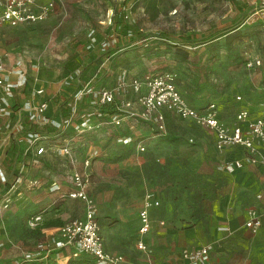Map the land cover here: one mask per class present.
Wrapping results in <instances>:
<instances>
[{"label":"rangeland","instance_id":"374dc122","mask_svg":"<svg viewBox=\"0 0 264 264\" xmlns=\"http://www.w3.org/2000/svg\"><path fill=\"white\" fill-rule=\"evenodd\" d=\"M99 36L102 42L118 41L106 64L124 68L127 83L166 72L175 79L180 71L188 89L198 86L204 94L219 93L226 99L229 92L241 93L248 80H264V0H66L45 20L0 26V53H7L9 62L19 61L29 76L51 83L52 95L65 62L82 55L87 59L83 50H91ZM249 58L260 63L249 67ZM15 94L9 96L10 104L24 97L23 90ZM72 94L64 95L71 99ZM221 113L228 117V112ZM197 126L173 122L175 129ZM129 137L122 142H132ZM180 143L195 140L184 138ZM136 153L130 150L125 159L99 164L90 186L106 249L122 255L123 264H180L181 251L188 246L257 239L250 231L235 230L222 232L215 240L219 236L212 226L222 218L213 208L217 200L197 182L202 169L196 156L180 159L165 151L154 157L157 161L144 162L135 158L140 154ZM147 196L158 204L149 208L150 229L141 235L136 214ZM140 239L144 250L137 247ZM242 245L214 249L210 256L214 259L205 264H248L260 256L264 260V253ZM36 255L29 253L31 259Z\"/></svg>","mask_w":264,"mask_h":264},{"label":"crops","instance_id":"0c3cea01","mask_svg":"<svg viewBox=\"0 0 264 264\" xmlns=\"http://www.w3.org/2000/svg\"><path fill=\"white\" fill-rule=\"evenodd\" d=\"M101 39L99 36L93 40L91 50H83L87 59H84L82 55L79 60H70V62L73 61L75 63L71 65L73 67L72 70L64 67L63 77L56 79L57 87L52 95H48V88L52 86L51 83L48 84L38 78V76H35L36 79L34 80V76L32 77L28 74V84L25 87L13 89L14 94L23 90L24 97L20 101L12 99L13 103L10 104L11 98L8 95L6 96L0 87V103L8 107L11 105L12 107L9 109L14 112L17 106L25 100L44 101L46 103V114L52 119L61 120L68 115L64 114L63 104L65 101L71 100L69 96L65 95L74 93L87 80H91L93 89L116 87L120 80H125L124 68H113L106 64L108 57H105V52L109 49L117 48L118 41L111 42L108 39L110 44L106 46L105 50H101V45L107 42V40L102 42ZM9 60V57L5 58V61ZM177 62L182 63L183 61L178 60ZM176 73L177 78L173 79V82L186 102L194 108H201L210 102L215 103L218 117L225 124L233 125L238 123L235 116L237 111L242 108L248 111L249 118L264 115V80L262 81L261 78L248 80L241 93L233 95V93L229 92V96L224 99L221 98L219 93L212 94L207 92L204 94L198 86L194 87L192 85L188 89L183 85L182 72L177 71ZM65 79L69 80L68 84H63ZM139 80L142 81L140 91H134L126 82V85L116 93V102H121L125 99L134 101L139 93L145 92L147 89L145 80ZM36 87H43V93L30 96L31 90ZM199 90L201 91L200 94ZM208 95L217 97L213 100ZM237 96L240 97L239 101H235ZM92 99V93L83 98L78 107L79 113L94 112L98 108L92 104ZM221 111L224 113L228 112V117L223 116ZM91 118L94 122L99 120L95 114ZM23 119L25 120V118L18 116L16 113L9 116L0 114V200L4 194L9 199L8 206L0 208V264H92V255L75 252L74 248L71 247L56 248L50 243L52 238L58 239L60 237L59 228L61 225L70 219L83 216L84 203L79 198L67 195L70 191L75 190V187L70 181L72 167L65 163L64 157L46 152L39 157V163L35 164L32 162L35 156L34 147L30 146L26 139V134L29 131L24 129L8 131L5 128V123L9 122L13 126L17 122H22ZM175 119L190 125L196 124L189 118H180L174 112L166 110L164 112L165 133H158L155 124L152 122L127 117L123 118V123L119 126L103 124L94 131H86L84 134L86 139L85 147L79 146V143H75L74 147L77 157L75 167L80 171L84 168L83 159L93 152L90 165L88 166L91 177L88 187L89 195L92 197L90 186L92 185L95 172H97L98 165L105 164L104 162L108 161L125 159L127 154L130 155V150L134 154L135 151L137 152L136 154L140 153L135 155V158L138 161L144 158V162H151L148 159L157 157V154H165V151L177 153V157L180 159L192 154L196 156L197 163H199L198 166L202 169L197 182L202 186L203 192H206L207 195H212L211 197L217 200L213 208L220 214L219 219L222 218L218 224H215L214 227L212 226L219 236L215 240L220 239L222 232L230 233L236 230V232L244 231L245 234L248 233L250 230L245 227L244 222L249 208H254L261 214V225L258 231L254 233L257 239L246 242L217 241L215 244L209 242L208 244L212 245L210 256L214 249L231 247V244L238 247H241L240 244H244L242 247L251 248L252 251L263 254L264 215L262 211L264 209V199L259 197V194L264 189L262 167L247 161V151L241 145H228L222 150H218L215 146V132L212 128L199 125L195 130L175 129L173 128ZM226 119H232L234 122L226 123ZM240 124L244 126L243 122ZM65 131V135L56 131L47 132V134L51 135L52 142L63 143L65 137L73 133L71 129ZM127 136L132 137V142L127 144L119 140V138ZM87 137L89 138L88 142ZM184 138L190 141L194 139L195 144H181L180 141ZM111 139L116 142H109ZM138 143L144 145V150H138ZM13 146L14 150H17L15 159L12 157ZM257 148L259 154L264 155V143L257 142ZM182 154L184 155L182 156ZM154 160L157 161L155 158ZM236 160L241 161L242 166L230 170L228 165L233 164ZM110 164L106 163V166L109 167ZM17 175L20 176V183L10 188ZM223 175L226 176L224 177ZM32 180H36L37 184L29 185ZM55 184L59 187L53 188ZM107 194H111V192L108 191ZM139 203L140 206L136 214L138 226L140 222L138 212L143 205L142 201ZM206 211L210 213V211ZM34 214H40L41 220L37 226L32 228L28 225L27 219ZM96 216L98 218L97 210ZM31 252H36L37 258L31 259L29 256ZM260 257L259 259L255 258L256 261L248 264H264V260ZM211 259L214 258L209 257L206 263L211 262Z\"/></svg>","mask_w":264,"mask_h":264},{"label":"built area","instance_id":"2783aa9c","mask_svg":"<svg viewBox=\"0 0 264 264\" xmlns=\"http://www.w3.org/2000/svg\"><path fill=\"white\" fill-rule=\"evenodd\" d=\"M66 0H1L0 1V26L3 24L19 25L42 21L54 14L56 9L63 7ZM127 18V16L125 17ZM114 39V38H112ZM111 41V39H110ZM114 41V40H113ZM111 41V42H113ZM109 41L101 45V50H105ZM7 53H0V87L5 95L11 96L13 89L25 87L28 84L29 76L19 61H5ZM259 59H247V66H257ZM36 77H34V80ZM126 80H120L114 88L93 89L91 80H87L78 88L68 101L69 114L61 120L50 118L46 114V103L44 101L34 102L25 100L17 106L14 112L5 104L0 103V114L11 115L16 113L18 116L26 118L28 122L37 125H52L57 129V133L64 134L65 130L71 129L73 133L65 137L63 143L51 141V135L47 133L29 131L26 134L27 142L34 147L35 156L33 163H39V157L46 152H51L56 156L64 157L65 163L71 165L70 181L75 190L67 195L73 198H79L84 201L85 208L82 217L70 219L59 228V238L50 240L56 248L71 247L75 252L90 254L93 256L92 264H123L124 258L118 253L108 251L104 246L103 237L100 232L99 221L96 217V206L93 199L89 196L87 189L91 182L88 166L91 162L89 153L82 161L84 168L77 170L75 164L77 157L75 155V143L85 147L86 131H94L100 125L111 124L119 126L123 123V118H138L144 121L152 122L156 126L158 133H165L164 112L166 110L174 112L180 118H189L196 124L212 128L215 132V146L222 150L228 145H241L247 151V161L252 164H258L262 167V176L264 179V155L259 154L257 142L264 143V115L249 118L248 111L242 108L236 113L238 123L227 125L220 121L215 103L210 102L201 108L191 107L180 94L173 82V75L166 72L155 77L147 78L145 92L139 93L134 101L125 99L116 102L115 95L120 88L126 85ZM66 84L69 83L65 79ZM134 91H140L142 81L135 78L128 83ZM43 87H36L30 92V96L43 93ZM93 96L92 104L98 107L94 112H80L79 104L85 96ZM96 115L98 121L94 122L92 116ZM243 122L244 126L240 123ZM8 131L21 130L22 123L11 126L5 123ZM129 141L130 137L119 138V140ZM138 150H144V145L137 144ZM242 166L241 161L236 160L228 168L234 169ZM3 179V177H1ZM20 176H16L14 183L10 188L20 183ZM37 181H30L29 185H36ZM53 185V188H58ZM264 199V189L259 194ZM9 199L4 194L0 200V208L8 206ZM158 201L147 196L139 210V233L146 234L150 229L149 208L157 205ZM264 215V209L262 211ZM41 215H30L27 223L34 228L40 223ZM250 232L256 233L261 225V214L254 208H249L247 218L244 222ZM137 247L144 250L145 243L143 239L138 240ZM211 244H198L185 247L181 251L182 262L180 264H205L210 257ZM155 264V263H149ZM168 264V263H157Z\"/></svg>","mask_w":264,"mask_h":264},{"label":"trees","instance_id":"16d2710c","mask_svg":"<svg viewBox=\"0 0 264 264\" xmlns=\"http://www.w3.org/2000/svg\"><path fill=\"white\" fill-rule=\"evenodd\" d=\"M244 16V14L242 15ZM238 25L236 24L233 28H237ZM238 30V29H236ZM116 48H112V49H109L105 52V57H108L109 55L112 54V52H114ZM75 63L73 61H68L66 62L65 64V67L69 70H72L73 67H71V65H74ZM71 68V69H70ZM64 114H69V106H68V101H65L64 102ZM165 122V121H164ZM22 129H24L25 131H33V132H53V131H56L57 132V129L55 127H53L52 125H37V124H34V123H30L27 121V119L25 118V120L23 119L22 120ZM21 129V130H22ZM16 153H17V150H14V146L12 147V157L15 159V156H16ZM87 192H88V189H87ZM89 194V193H88ZM90 196V195H89ZM91 197V196H90ZM97 217V216H96ZM98 219V218H97ZM99 225H100V222H99ZM101 232V231H100ZM102 235V234H101Z\"/></svg>","mask_w":264,"mask_h":264}]
</instances>
